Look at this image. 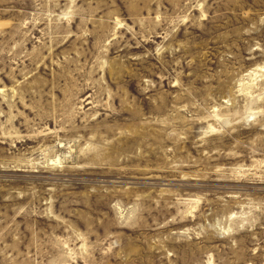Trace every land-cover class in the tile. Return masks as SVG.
I'll return each mask as SVG.
<instances>
[{"label":"rangeland","instance_id":"374dc122","mask_svg":"<svg viewBox=\"0 0 264 264\" xmlns=\"http://www.w3.org/2000/svg\"><path fill=\"white\" fill-rule=\"evenodd\" d=\"M0 264H264V0H0Z\"/></svg>","mask_w":264,"mask_h":264}]
</instances>
